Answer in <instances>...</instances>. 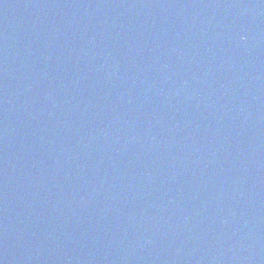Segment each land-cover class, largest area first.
<instances>
[{"label":"water","instance_id":"water-1","mask_svg":"<svg viewBox=\"0 0 264 264\" xmlns=\"http://www.w3.org/2000/svg\"><path fill=\"white\" fill-rule=\"evenodd\" d=\"M0 264H264V0H0Z\"/></svg>","mask_w":264,"mask_h":264}]
</instances>
